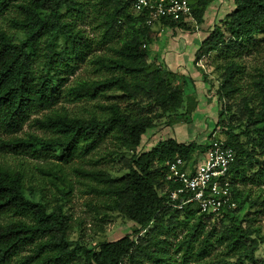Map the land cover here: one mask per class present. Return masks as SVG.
Here are the masks:
<instances>
[{
    "label": "trees",
    "instance_id": "16d2710c",
    "mask_svg": "<svg viewBox=\"0 0 264 264\" xmlns=\"http://www.w3.org/2000/svg\"><path fill=\"white\" fill-rule=\"evenodd\" d=\"M134 1L0 0V154L38 159L36 171L47 175L35 177L22 160H0V264H177L168 258L171 250L182 264H264V256L257 257L260 228L240 215L245 206L264 212V0H233L231 9L220 1L209 24L215 0H190L189 15L151 23L149 10L133 11ZM92 22L96 36L81 25ZM180 32L199 38L198 66L212 52L254 55L249 67L229 58L218 66L217 88L203 90L217 105L213 129L225 127L221 139L235 152L229 177L236 206L219 214L200 212L194 203L183 209L169 204L177 186L166 178L169 163L181 157L184 168L194 170L195 155L209 146V140L156 135L171 128L170 121L158 120L182 107L188 81L196 84L187 70L176 81L180 64L172 69L166 60L182 54L164 45L178 43ZM104 45L106 51L95 50ZM85 62L94 75L67 84ZM61 100L95 101L104 113L74 112ZM150 130H157L158 140L143 149ZM106 139L123 157L125 174L75 166L74 158L83 159ZM69 167L89 180L82 183L103 198L106 210L132 222L129 233L92 246L71 238L64 202L74 188ZM47 184L55 189L53 200ZM177 228L185 233L174 241Z\"/></svg>",
    "mask_w": 264,
    "mask_h": 264
},
{
    "label": "rangeland",
    "instance_id": "374dc122",
    "mask_svg": "<svg viewBox=\"0 0 264 264\" xmlns=\"http://www.w3.org/2000/svg\"><path fill=\"white\" fill-rule=\"evenodd\" d=\"M220 1H223V6L228 7V9H231L234 6L233 0H215L214 2H212L206 14V24L212 22L215 8ZM93 23L94 22H92V24L83 23L81 25L91 36H96L99 29L93 28ZM177 35L181 36V39L178 43L172 42V40L168 39V44L164 45L166 46V48H179L180 51L183 52L178 56V58L175 57L173 59V57L170 56L166 60L172 65V69L175 68V63L178 62L180 64L179 71L175 73L176 81H178L181 75H183L187 70L194 74L196 84H192V82L188 81V85H186L184 90V102L182 107H180V109H178L176 112L174 111L166 114L163 118L158 120V122L160 123H163L164 121H170L171 128L164 126L160 128V131L157 133V130L154 133V130H150L146 135L143 136V149L150 148L154 143H156L158 137L165 138L174 134H176L177 138L180 140L196 138L197 142L200 144L211 139L209 138L210 133L213 135V137L220 136V138H226V134L224 132L225 127L217 126L213 129V120L218 119L217 105L215 100L205 95V92H203V90L204 88H208L210 85H213L214 88H217L220 82L221 71L218 66L226 63V61L229 60V58H231L232 56H235V58L239 61H244V63H246L248 67L250 66V63L254 61L253 53H247L240 57L239 55H237L238 53L234 52H230L228 53V55L212 52L211 54H206L205 56L201 57L198 60V66L193 63V60L195 58L194 45L196 44V42H198L199 38L193 39L192 41L190 37L183 32H180ZM18 37L23 38V35L19 33ZM168 37L169 34H167V38ZM150 49L152 50V52H156L157 50L154 44L152 45V47H150ZM95 50L98 52H103L106 51L107 48L104 45L103 47L98 46ZM200 67H203V70ZM89 68L90 67L87 62L83 63L77 69L75 74L69 77V80H67L66 83L68 84L72 80L79 77L81 78L93 76L94 74L89 70ZM100 101L109 102L110 100L103 97L100 99ZM59 104H64L71 111L81 114H88L89 112H93L97 115H101L102 113H104L101 108L96 106L95 101L85 103L84 101L72 102L61 100ZM224 121L227 122V118H225ZM207 123L209 125H207ZM25 129L28 130L30 128L26 125ZM155 133L156 135H158V137L155 135ZM131 153V150L126 149L124 155H126L125 157H128L131 155ZM203 157L204 152L201 151L195 155L194 159L197 160L198 164L203 161ZM122 158H120V156H117L114 152V146L111 140L106 139L96 149L88 152L83 159L74 158L72 162L75 163V166H81L83 169L105 168L110 171L111 174L120 176L125 174L126 172V169H124L122 165ZM0 160L12 163L13 165L18 164L19 161L22 160L27 165L28 170L34 172L35 177H47V175H44L43 172L36 171L35 164L39 162L38 159H34L28 156L0 154ZM40 163H44V161ZM67 171L69 173V177L74 183L72 192L64 200L65 209L71 217L70 222L72 224V227L70 230V235L72 239L79 240L88 246H92L101 240L115 239L125 233H129L132 230V222L127 221L117 212L111 213L110 211L106 210L102 205L103 198L99 195L94 194L93 192L88 191L89 187H87L86 184L82 183V181L88 183L89 180H86V178L77 174L70 167L67 168ZM79 180H81V182H79ZM52 191H55L54 187L47 184L45 187V192L48 194V197L51 200H53ZM106 212L107 215L105 216ZM240 215L242 216V218H249L250 221L248 220L244 223H254V226L259 227V235L264 237L263 210H259L256 212L255 209L252 208L248 211V208L245 206L240 211ZM167 217L168 216L165 217V221H167ZM176 231L179 235V238H174V241L180 239V237L185 233L184 229L181 228H177ZM217 253H220L219 247L213 250L214 255ZM263 256L264 239L259 245V249L257 251V257ZM168 258H170L171 261H174L177 264H182L179 252L171 250V252L168 254ZM11 264L16 263L13 262Z\"/></svg>",
    "mask_w": 264,
    "mask_h": 264
},
{
    "label": "built area",
    "instance_id": "2783aa9c",
    "mask_svg": "<svg viewBox=\"0 0 264 264\" xmlns=\"http://www.w3.org/2000/svg\"><path fill=\"white\" fill-rule=\"evenodd\" d=\"M149 10L147 21L162 16L173 19L191 12L190 0H135L133 11ZM235 152L224 140L213 137L204 154L203 161L194 170L185 169L181 157L169 163L167 180L176 183L169 193V204L183 209L194 203L200 212L219 214L236 206L233 198L229 169Z\"/></svg>",
    "mask_w": 264,
    "mask_h": 264
}]
</instances>
